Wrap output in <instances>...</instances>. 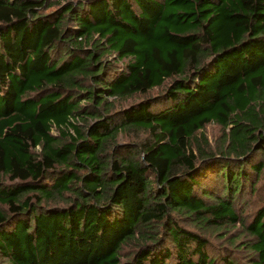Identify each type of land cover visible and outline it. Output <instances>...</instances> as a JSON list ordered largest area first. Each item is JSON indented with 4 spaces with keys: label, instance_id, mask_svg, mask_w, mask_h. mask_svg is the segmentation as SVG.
I'll return each mask as SVG.
<instances>
[{
    "label": "trees",
    "instance_id": "trees-1",
    "mask_svg": "<svg viewBox=\"0 0 264 264\" xmlns=\"http://www.w3.org/2000/svg\"><path fill=\"white\" fill-rule=\"evenodd\" d=\"M0 264H264V0H0Z\"/></svg>",
    "mask_w": 264,
    "mask_h": 264
},
{
    "label": "rangeland",
    "instance_id": "rangeland-1",
    "mask_svg": "<svg viewBox=\"0 0 264 264\" xmlns=\"http://www.w3.org/2000/svg\"><path fill=\"white\" fill-rule=\"evenodd\" d=\"M218 133H220V132H219V130L217 128H215L213 126H210V127H207L205 129V131L203 133H201V135H203L207 139L208 142H211L210 144H213V141L216 139ZM197 136H199V135H197ZM117 141H118L117 145L123 144V142H122L123 138L119 137L117 139ZM211 238H212L213 242L215 244H217L219 237L218 236L215 237V234H213L211 236Z\"/></svg>",
    "mask_w": 264,
    "mask_h": 264
}]
</instances>
